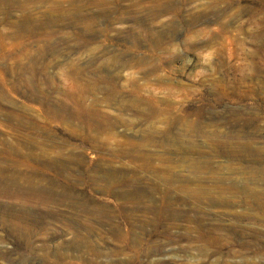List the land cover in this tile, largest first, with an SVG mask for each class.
<instances>
[{"label":"rangeland","instance_id":"374dc122","mask_svg":"<svg viewBox=\"0 0 264 264\" xmlns=\"http://www.w3.org/2000/svg\"><path fill=\"white\" fill-rule=\"evenodd\" d=\"M0 166V264H264V0H0Z\"/></svg>","mask_w":264,"mask_h":264},{"label":"bare ground","instance_id":"6f19581e","mask_svg":"<svg viewBox=\"0 0 264 264\" xmlns=\"http://www.w3.org/2000/svg\"><path fill=\"white\" fill-rule=\"evenodd\" d=\"M3 185L4 190L7 192H11L12 195H15V197H22L29 195H38L39 196V185L36 183L29 181L28 175L23 174H11L8 175L5 173V168L0 166V190L3 189L1 186ZM2 190V191H4ZM4 191V192H5ZM34 198V197H33ZM36 198V196H35ZM29 204V203H28ZM24 207L22 206V210ZM0 223H5L6 228L12 233V235H15L17 237H25L27 238L30 235V231L33 229L32 226L35 223H39V219L35 220L30 216L29 210L22 211V214L14 213L11 208H3L0 206ZM20 215H25V217H21ZM33 219L34 221H32ZM39 225V224H37ZM120 229L119 225H115L111 228L112 232H118ZM79 240L78 243L74 242L77 241V235L73 236V240L70 242L71 246L73 244V247L79 248ZM85 242H88V244L91 246L90 250L92 252H96V249L94 247V244L91 240L85 239ZM92 263V262H91Z\"/></svg>","mask_w":264,"mask_h":264}]
</instances>
